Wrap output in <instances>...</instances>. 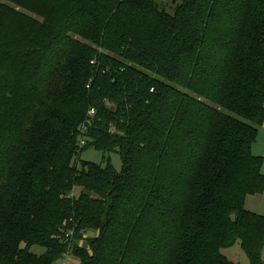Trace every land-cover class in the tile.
Here are the masks:
<instances>
[{
  "label": "trees",
  "instance_id": "1",
  "mask_svg": "<svg viewBox=\"0 0 264 264\" xmlns=\"http://www.w3.org/2000/svg\"><path fill=\"white\" fill-rule=\"evenodd\" d=\"M170 5L0 0V264H264V0Z\"/></svg>",
  "mask_w": 264,
  "mask_h": 264
},
{
  "label": "rangeland",
  "instance_id": "2",
  "mask_svg": "<svg viewBox=\"0 0 264 264\" xmlns=\"http://www.w3.org/2000/svg\"><path fill=\"white\" fill-rule=\"evenodd\" d=\"M164 4L167 5V9H171L170 0H162ZM110 107V105H108ZM264 124V123H263ZM252 154L257 157L263 158V164L261 167V172L264 174V129L257 133L255 141L252 145ZM109 159V165L113 167L117 172L121 171V159L118 153H103L100 150L95 149L94 147H87L83 150L80 159L84 162L93 163L99 165L101 167H105L107 165L106 159ZM253 202L248 206V210L253 213L261 214L264 216V193L260 197H255L252 199ZM77 247L81 250H85L89 252V248L87 246L86 238L83 241H79L77 243ZM30 253L36 256H41L45 253L43 248L34 246L30 249ZM68 253V252H67ZM224 257L227 258L233 264H248V259L245 254L240 249L238 244L234 245L231 248L225 249L221 252ZM78 264V261L74 254L71 252L66 255L65 259H61L59 261H55L54 264Z\"/></svg>",
  "mask_w": 264,
  "mask_h": 264
},
{
  "label": "built area",
  "instance_id": "3",
  "mask_svg": "<svg viewBox=\"0 0 264 264\" xmlns=\"http://www.w3.org/2000/svg\"><path fill=\"white\" fill-rule=\"evenodd\" d=\"M88 88V86H87ZM87 117H88V120H87V124H89L90 120L94 117L95 115V111L93 109H90L87 113ZM79 139H78V146L79 148H83L85 146V143L87 141V127H86V124L85 125H82L79 129ZM68 254H70L69 252L65 254L64 256V259L66 257V255L68 256ZM65 264V262H64Z\"/></svg>",
  "mask_w": 264,
  "mask_h": 264
},
{
  "label": "crops",
  "instance_id": "4",
  "mask_svg": "<svg viewBox=\"0 0 264 264\" xmlns=\"http://www.w3.org/2000/svg\"><path fill=\"white\" fill-rule=\"evenodd\" d=\"M263 129H264V124L262 125V127L260 128V131H263ZM259 132V131H258ZM263 174V173H262ZM264 175V174H263ZM261 196V195H260ZM260 196H255V197H260ZM254 197H248L247 199H246V203H245V207L246 206H248L249 207V205L253 202V199ZM246 209L248 210V208L246 207ZM248 211H250V210H248ZM250 212H252V211H250ZM255 213V212H254ZM255 214H257V213H255ZM258 215H261V214H258ZM261 216H263V215H261Z\"/></svg>",
  "mask_w": 264,
  "mask_h": 264
}]
</instances>
